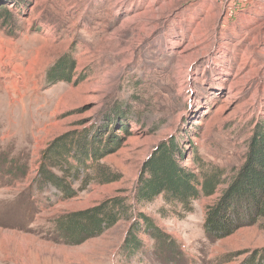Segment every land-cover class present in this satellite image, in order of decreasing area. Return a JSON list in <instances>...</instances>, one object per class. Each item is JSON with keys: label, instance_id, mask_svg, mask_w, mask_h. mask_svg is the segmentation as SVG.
I'll list each match as a JSON object with an SVG mask.
<instances>
[{"label": "rangeland", "instance_id": "rangeland-1", "mask_svg": "<svg viewBox=\"0 0 264 264\" xmlns=\"http://www.w3.org/2000/svg\"><path fill=\"white\" fill-rule=\"evenodd\" d=\"M0 14L11 17L0 21V155L28 168L18 181L0 174V264H242L264 252V219L223 240L206 236L228 185L181 217L162 197L142 210L180 247L177 259L148 236L141 253L120 251L136 184L161 142L175 138L228 182L243 172L264 127V0H0ZM66 55L70 81L51 82ZM63 136L104 146L95 181L67 200L36 183L43 153ZM183 166L195 168L190 157ZM115 199L130 211L114 227L80 244L58 239L63 218Z\"/></svg>", "mask_w": 264, "mask_h": 264}, {"label": "trees", "instance_id": "trees-1", "mask_svg": "<svg viewBox=\"0 0 264 264\" xmlns=\"http://www.w3.org/2000/svg\"><path fill=\"white\" fill-rule=\"evenodd\" d=\"M8 14V12H5ZM0 14V21L2 20ZM9 24L11 17H3ZM76 64L66 55L49 71L51 82H69ZM68 75V76H67ZM69 136L58 138L43 153L37 189L43 192L52 188L67 200L77 195L78 190L95 181L97 164L103 159L102 140H97L94 149H89L83 140H72ZM93 151V152H92ZM192 159L195 168L183 166ZM74 158V159H73ZM7 159V158H6ZM9 159V158H8ZM69 159H72V164ZM16 164V158H13ZM0 155V174L9 172L13 180L24 179L27 175V164H21L20 170H14L12 163ZM92 161L93 165L88 162ZM13 173H12V172ZM93 171V172H92ZM86 172V174H84ZM226 170L212 163H207L196 151L187 154L175 138L161 142L151 157L144 163V169L135 187L133 197L134 222L121 246V254L130 258L143 250L141 236L154 240L159 254L160 250L174 256H181L180 247L144 215L142 210L153 205L162 197L168 207V213L179 217L193 211V203L204 198L213 197L228 185L222 193L218 204L212 208L204 222V232L212 241L223 240L241 228L256 225L264 219V127H257L250 142V153L243 172L231 182L227 181ZM109 175L99 173L100 183H109ZM130 208L123 199L104 202L100 206L65 217L59 222L58 239L68 244H80L84 240L102 234L114 227ZM260 253V254H259ZM251 256L242 264H264V252ZM167 255V254H166Z\"/></svg>", "mask_w": 264, "mask_h": 264}]
</instances>
